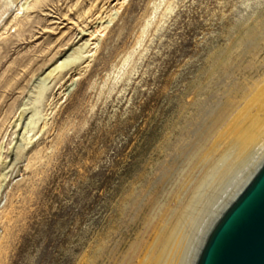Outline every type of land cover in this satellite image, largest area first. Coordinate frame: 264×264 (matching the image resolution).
<instances>
[{
    "label": "rangeland",
    "instance_id": "374dc122",
    "mask_svg": "<svg viewBox=\"0 0 264 264\" xmlns=\"http://www.w3.org/2000/svg\"><path fill=\"white\" fill-rule=\"evenodd\" d=\"M263 1H0V264H140L264 82Z\"/></svg>",
    "mask_w": 264,
    "mask_h": 264
},
{
    "label": "bare ground",
    "instance_id": "6f19581e",
    "mask_svg": "<svg viewBox=\"0 0 264 264\" xmlns=\"http://www.w3.org/2000/svg\"><path fill=\"white\" fill-rule=\"evenodd\" d=\"M0 1L10 6L3 15L9 17L18 0ZM14 10V14L17 15L21 8L16 6ZM8 22L9 20L5 23L1 18L0 27L4 25L6 28ZM100 30L104 33L107 27L102 25ZM90 52L85 49L74 50L64 63L74 61L80 53L85 55ZM46 82V79H43L38 84L39 95L44 92L43 84ZM24 115L22 113V117ZM28 129V125L23 123L21 128L24 130L23 136L16 145L13 162L11 165L8 164L10 172L32 144L30 142L35 135L27 139L25 136L30 133ZM229 136H232V139L225 146L224 140ZM219 149L222 151L218 152ZM208 154L210 157L206 171L200 179L190 182L192 187L183 199H179V205L173 210L170 220H167L161 232L157 234L156 242L140 264H192L213 221L264 160V82L233 114L215 139L213 149Z\"/></svg>",
    "mask_w": 264,
    "mask_h": 264
},
{
    "label": "water",
    "instance_id": "95a60500",
    "mask_svg": "<svg viewBox=\"0 0 264 264\" xmlns=\"http://www.w3.org/2000/svg\"><path fill=\"white\" fill-rule=\"evenodd\" d=\"M192 264H264V160L213 221Z\"/></svg>",
    "mask_w": 264,
    "mask_h": 264
}]
</instances>
